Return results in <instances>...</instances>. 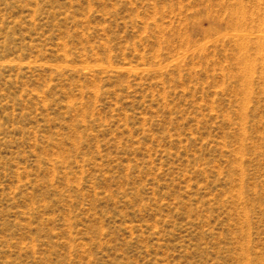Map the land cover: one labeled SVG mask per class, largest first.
Returning a JSON list of instances; mask_svg holds the SVG:
<instances>
[{
	"label": "rangeland",
	"instance_id": "374dc122",
	"mask_svg": "<svg viewBox=\"0 0 264 264\" xmlns=\"http://www.w3.org/2000/svg\"><path fill=\"white\" fill-rule=\"evenodd\" d=\"M0 264H264V0H0Z\"/></svg>",
	"mask_w": 264,
	"mask_h": 264
},
{
	"label": "bare ground",
	"instance_id": "6f19581e",
	"mask_svg": "<svg viewBox=\"0 0 264 264\" xmlns=\"http://www.w3.org/2000/svg\"><path fill=\"white\" fill-rule=\"evenodd\" d=\"M238 25V23L237 22H234V26H237Z\"/></svg>",
	"mask_w": 264,
	"mask_h": 264
}]
</instances>
